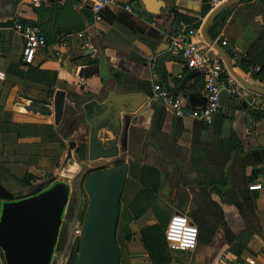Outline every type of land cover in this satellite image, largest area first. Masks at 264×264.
Instances as JSON below:
<instances>
[{
    "label": "crops",
    "instance_id": "1",
    "mask_svg": "<svg viewBox=\"0 0 264 264\" xmlns=\"http://www.w3.org/2000/svg\"><path fill=\"white\" fill-rule=\"evenodd\" d=\"M159 2L155 1L150 8L159 10L163 4L165 6L159 14H152L147 11L143 0H111L101 20L95 22L93 0H40L39 5L32 0H0V72L6 75L5 80L0 81V106L6 105L9 94L15 88L19 98L26 101L24 106L32 100L44 105L49 112L47 118L56 127L65 124L67 108L79 107L81 110L73 117L77 119L75 123L73 119L65 124L69 136L64 138L62 135V141L58 143L20 144L16 135L0 134V168L18 179H21L23 171L35 176L37 173H51L46 167V156H42L39 149L55 146L64 149L68 140L71 151L67 155L74 158L77 162L75 167H79L81 163L76 160V150L80 139L88 142L95 133L103 148L115 144L119 158L114 161L126 159L129 162L134 159L142 162V168H153L161 175L165 172L170 174V181L164 188L169 189L167 198L161 197L157 201L163 210L169 208L165 205H174L176 209L173 208L172 215L179 212L193 222V211L202 205L203 199L211 196L221 205L227 224L236 236L242 234L245 227L237 208L227 204L226 193L261 185L260 190H250V193L256 198V215L264 231V165H244L242 162L251 152L264 149V119L255 121L251 111L264 110L263 95L239 84L235 87L243 93L242 98H234L223 91L221 104L229 116L219 117L210 126H203L199 121L178 119L170 109L152 104L145 114H141L140 109L127 115L131 122L134 118L137 122L129 126L126 143L124 125L119 131L114 128L116 123L109 121L93 129L87 121L84 105L89 101H100L110 94L146 97L147 104L153 94L149 61L156 55L160 57V66L163 61L166 84L172 90H176L192 72L179 56L167 53V47L187 30H198L196 25L200 26L199 29L203 26L210 14L206 13L208 0ZM126 6L131 10H127ZM231 8L228 24L214 42L226 41L228 45L225 48H231L247 57L252 64L260 66L264 63V2L242 1L223 10L216 19ZM39 20L46 44L39 48L30 65L42 71L56 72L58 81L54 87L8 73L11 66L23 62V38L14 30V23L37 24ZM48 41L53 44H48ZM203 48L207 49L206 45ZM231 62L240 77L264 88V83L255 80L252 72L235 67L236 59ZM89 67L100 68V74L87 80L79 78L80 70ZM199 74H193L186 91L179 96L187 98L186 94L195 85V77ZM180 76L183 77L181 80L178 79ZM196 98H205L204 91ZM81 101L83 104L79 106ZM242 101L246 105L240 107ZM58 104L62 114L56 120ZM34 105L38 104L31 103L29 109H33ZM99 108L100 105L94 107L93 116H98L96 110ZM121 116L126 115L122 113ZM70 127H73L72 131ZM66 172L63 170L56 174L66 176ZM164 180L165 177L160 178L161 183ZM135 238V243H138L136 251L131 243L127 244L133 252L131 264H151L140 233ZM229 248L224 232L219 230L210 246L199 244L196 251L199 250L201 256L196 264H264V233L249 238L247 250L240 259ZM0 264H3L1 256Z\"/></svg>",
    "mask_w": 264,
    "mask_h": 264
},
{
    "label": "water",
    "instance_id": "2",
    "mask_svg": "<svg viewBox=\"0 0 264 264\" xmlns=\"http://www.w3.org/2000/svg\"><path fill=\"white\" fill-rule=\"evenodd\" d=\"M159 0H143L147 11L159 14V10H152V4ZM244 0H227L213 10L201 27L203 40L217 51L230 76L245 89L264 96V88L258 87L240 77L233 67L226 50L214 42L208 35L210 25L225 9L235 6ZM161 62V77L165 88L174 95L186 91V86L196 71L187 75L176 90L166 84V73ZM100 74V68H82L79 78L89 79ZM136 95L118 96L110 94L100 101H89L83 107L87 121L93 129L99 124L111 122L116 130L124 125L125 143L129 126L136 124L137 118L131 122L129 115L141 114L148 110L147 98ZM38 102L39 101H33ZM192 106L199 107L206 103V98L189 100ZM98 116H93L95 106ZM61 107L58 104V117L61 116ZM124 113L126 116H121ZM43 118L49 117L46 109H41ZM128 115V116H127ZM123 121V122H122ZM123 123V124H122ZM88 159L81 163L84 170L80 183L90 196V204L85 220L82 235L79 241L78 257L74 264H121L122 251L117 240L118 227L121 218V205L127 186L130 167L127 163L111 168H105L101 161L116 160L119 152L115 144L103 148L93 133L88 142ZM95 163H99L95 164ZM107 163V162H106ZM98 165V166H97ZM86 175H88L86 177ZM72 193L71 186L65 181H55L47 188L41 185L35 195L14 199V195L0 183V256L3 264H52L56 254L61 229ZM176 215H180L176 212Z\"/></svg>",
    "mask_w": 264,
    "mask_h": 264
},
{
    "label": "trees",
    "instance_id": "3",
    "mask_svg": "<svg viewBox=\"0 0 264 264\" xmlns=\"http://www.w3.org/2000/svg\"><path fill=\"white\" fill-rule=\"evenodd\" d=\"M248 1L249 0H244V2ZM261 1L264 2V0ZM232 9L233 8L225 11V13L221 17L216 19V21L209 27L208 35L213 41H217L218 36L227 26ZM36 10L39 15H42L40 10ZM210 11L211 7L208 0L206 13H210ZM177 15L179 16V14ZM40 20L37 24L32 25L41 30L42 23ZM93 23L94 22H92V24ZM195 27L199 29L200 26L196 25ZM48 44H53V42L48 41ZM218 44L222 46V43L220 41H218ZM225 50L231 61H234L236 59L237 65H235V67H239L245 72H249V70L252 69L253 78L260 83H264V63L258 66L256 64H252L247 60V57L239 55L231 48H225ZM158 67L161 73V66L159 65ZM257 69L259 70L256 71ZM8 73L9 75L27 81L47 85L49 87H54L58 81L56 72L35 69L30 64L24 62H21L16 66H11ZM195 78V85L192 87L191 91L186 94L188 101L196 98L197 94L203 92L205 89L203 76L199 74ZM228 78L229 75L225 72L223 80L227 81ZM17 94L18 90L13 88L11 93L9 94L6 105L0 106V134H14L17 136L20 144L58 143L62 141V135L64 136V138L69 136L68 131L65 130V124L73 120V117L77 116V113L80 110L79 107L67 108L64 118L65 124L56 127L52 121L40 120L34 117L14 112L13 107L16 102ZM82 104L83 101H81L80 103L78 102L79 106H81ZM244 105H246V103L242 101L240 103V107H243ZM251 111L255 121L264 119V110L256 109ZM75 121H77V119H74L73 122L75 123ZM200 123L203 126H206L204 123ZM72 128L70 127L69 130L72 131ZM87 159V140L82 138L80 139L78 148L76 150V160L79 163H83L86 162ZM242 162L244 165H264V149L251 152L243 159ZM142 172L147 174V168H142ZM150 172L152 174L151 178H141L144 181H151V183L145 184L140 188L133 201L128 205L127 211L135 222H139L142 221V219L145 218L151 210L150 212H152L153 219L156 221V223L153 225L146 224L142 227V229L140 230L141 243L143 244V247L147 255L149 256L151 264H172L174 262V258L172 256V252L168 247L165 237V231L167 229L171 216H169L168 212L163 210L157 204L159 198H167V192H169V189L164 188L166 187L167 182L170 181V174L166 173V175L163 176V178L165 177V180L161 183L160 172L156 171L153 168L150 170ZM157 174L158 179L156 178ZM54 182V180H50L48 183L52 184ZM161 184H165V186L162 187ZM250 192V189L246 186V188L239 190V192H235L232 190L227 191L226 193L227 204L236 207L243 219L245 231L239 236H236L227 224L225 213L221 205L214 201L211 196L203 199L202 205L197 210L193 211L191 215L192 220L199 231L198 239L201 246H210L215 241L218 231L222 230L224 232V240L230 247L229 251L238 259H240L242 253L247 250L249 238L254 234L263 235L264 231L262 230L259 224V219L256 215V198ZM36 193L37 191L33 192L30 196L35 195ZM122 210L123 207L121 205L120 221L122 219ZM145 221L146 220L144 219L142 223ZM119 227L117 240L122 251L121 264H131L129 261L130 258L128 255L126 242L132 240L134 234L132 233L129 225L124 226L121 231L126 242L125 245H120ZM66 240L67 239H65V237H61L59 239L58 250L60 249V254H66Z\"/></svg>",
    "mask_w": 264,
    "mask_h": 264
},
{
    "label": "built area",
    "instance_id": "4",
    "mask_svg": "<svg viewBox=\"0 0 264 264\" xmlns=\"http://www.w3.org/2000/svg\"><path fill=\"white\" fill-rule=\"evenodd\" d=\"M227 0H209L210 13L222 5ZM36 5L40 0H32ZM111 4V0H93L92 11L95 22L101 20V15L106 7ZM127 10H131L126 6ZM13 28L20 33L23 38L22 61L31 64L37 55L39 48L46 44L42 31L32 24L15 22ZM201 35V28L198 30L189 29L180 37L173 39L167 47V53L179 56L184 60L186 68L190 71L199 72L203 76L205 89L204 96L206 103L199 107H192L184 96L170 93L164 86L161 73L159 71V56L156 55L149 61L150 79L153 86V94L146 107L152 104H161L164 108L170 109L178 119L199 121L206 126H210L215 119L220 116H229V113L222 107L221 98L223 91H227L234 98H242L243 93L235 86L237 81L228 73L222 59L216 50L209 46ZM67 46V43L63 44ZM206 45L207 49L203 48ZM228 43L222 42L226 47ZM257 69L256 71H258ZM253 70H249L251 73ZM225 72L229 75L227 81L223 80ZM6 78L5 73L0 72V81ZM180 76L178 79H182ZM261 185L251 186V191H258ZM165 237L171 252H194L199 246V231L196 225L185 215L173 214L165 231ZM66 254H60V261L64 263Z\"/></svg>",
    "mask_w": 264,
    "mask_h": 264
},
{
    "label": "rangeland",
    "instance_id": "5",
    "mask_svg": "<svg viewBox=\"0 0 264 264\" xmlns=\"http://www.w3.org/2000/svg\"><path fill=\"white\" fill-rule=\"evenodd\" d=\"M19 93V92H18ZM16 105L17 108L14 107V112L18 114L27 115L30 117H34L40 120H49L48 118H43L38 113H33L29 109V106L31 104V101L28 102V106H24L26 104V101L22 98H19L18 94L16 97ZM70 140L67 141V145L64 146L65 148H59V146H55L53 148H47V149H39V153H42V156H46V162L47 163V174H39L32 175L28 174V172L23 171L20 174L21 179H18L14 177L11 174H8L6 171H3L0 168V177L2 183L7 190H9L13 195L14 199H20L29 197L33 192L37 191V189L43 185L44 188H47L51 185V183H48L50 180L54 181H65L67 182L71 188L72 193L69 200V205L66 211V215L64 218L63 226L61 229L60 238L65 237L67 239L66 241V259L64 260V263L62 264H74L77 257H78V244L82 235V231L84 228L85 220L88 213V208L90 204V196L86 193V191L83 188V185L80 183V178L83 173V166L79 164V167H75L77 162L74 160V158H70V155H67L69 151H71V146L69 145ZM45 150V151H44ZM32 160V159H31ZM104 164L105 168H111L118 164H124L127 163L130 166V172H129V178L127 182V186L125 189V193L123 195L122 199V219L120 221V227H119V235H120V245H125L124 236L122 234V228L126 225H129L132 233L134 234L132 240L129 242H126L127 250L129 258L131 254L133 253L131 249L128 247L127 244L131 243L134 250L136 251V236L138 233H140V230L144 225H153L154 219L152 212L149 211L148 215L142 219V221L145 219L146 221L142 223V221L135 222L132 217L129 215V212L127 211L128 205L133 201L135 195L140 190V188L148 183H151V181H144L143 178H151L152 174L150 170L152 168L150 167H143L147 168V174L142 172L141 163L138 160H131L127 161L126 159H123L120 162L116 161H101ZM107 162V163H106ZM116 162V163H115ZM140 162V163H138ZM100 165L99 163H95ZM97 165V166H98ZM67 170L66 176H64L62 173L60 175L56 174L59 171ZM54 172V173H52ZM25 173V174H24ZM165 174L161 175L160 178H162ZM88 176V175H87ZM158 179V174L156 176ZM153 181V180H152ZM185 206V204H184ZM169 207L166 211L168 212L169 216H172L173 208H175L174 205L168 204ZM188 207V206H187ZM182 209H186L182 208ZM181 210V209H180ZM183 211V210H182ZM184 212V211H183ZM59 238V239H60ZM59 243V242H58ZM60 250V249H59ZM56 250V254L54 256L52 264H57L60 261V251ZM201 252L194 251V252H172V256L174 258V262L176 264H196L200 260V254ZM2 259V258H1ZM130 263L131 258L129 259Z\"/></svg>",
    "mask_w": 264,
    "mask_h": 264
},
{
    "label": "bare ground",
    "instance_id": "6",
    "mask_svg": "<svg viewBox=\"0 0 264 264\" xmlns=\"http://www.w3.org/2000/svg\"><path fill=\"white\" fill-rule=\"evenodd\" d=\"M31 103H36V104H38V105H34V108L32 109L31 107H30V110L32 111V112H34V113H38V114H40V111H41V109H46L45 107H44V105H41L40 103H38V102H32L31 101ZM47 110V109H46Z\"/></svg>",
    "mask_w": 264,
    "mask_h": 264
},
{
    "label": "flooded vegetation",
    "instance_id": "7",
    "mask_svg": "<svg viewBox=\"0 0 264 264\" xmlns=\"http://www.w3.org/2000/svg\"><path fill=\"white\" fill-rule=\"evenodd\" d=\"M86 177H87V175H86Z\"/></svg>",
    "mask_w": 264,
    "mask_h": 264
}]
</instances>
